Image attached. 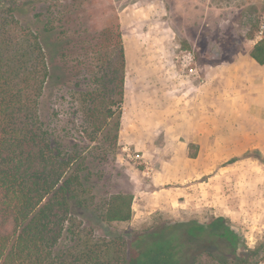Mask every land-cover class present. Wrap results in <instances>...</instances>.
<instances>
[{
    "label": "rangeland",
    "instance_id": "obj_1",
    "mask_svg": "<svg viewBox=\"0 0 264 264\" xmlns=\"http://www.w3.org/2000/svg\"><path fill=\"white\" fill-rule=\"evenodd\" d=\"M47 1L57 12L54 37L85 42L75 43L84 50L67 51L63 59L57 56L40 105L45 127L61 135L65 129L70 144L81 141L98 151L106 137L104 146L112 151L108 162L96 164L102 175L97 189L102 194H133V214L127 222H103L94 209L102 210L98 195L89 207L74 208L69 222L77 235H67L63 245L117 235L127 237L130 245L132 235L175 221L205 223L217 215L229 220L249 248L260 246L253 264H264V124L259 108L252 102L249 107L218 101L214 108L196 109L179 98L183 83H206L202 69L207 64L229 60L254 45L260 31L264 33V0ZM117 21L125 53L120 126L116 139L113 119L90 142L92 126L79 113L78 91L95 87L97 93L109 95V56L102 63V48L95 46L103 29L100 22ZM252 23L258 32L246 39ZM77 60L82 64L73 68ZM67 74L79 85L71 86ZM57 75L67 83H59ZM198 133L203 135L199 143L192 138ZM197 151L200 156L191 158ZM232 157L238 159L227 163Z\"/></svg>",
    "mask_w": 264,
    "mask_h": 264
},
{
    "label": "trees",
    "instance_id": "obj_2",
    "mask_svg": "<svg viewBox=\"0 0 264 264\" xmlns=\"http://www.w3.org/2000/svg\"><path fill=\"white\" fill-rule=\"evenodd\" d=\"M53 5L47 0H0V264H253L260 246L249 248L229 220L217 215H210L205 223L175 221L132 235L130 245L124 235L84 238L63 245L67 235H77L69 222L74 208L89 207L98 195L102 210L94 209L103 222H127L133 214V194H102L100 187L97 189L102 175L96 164L108 162L112 151L111 146H104L106 137L98 151L81 141L70 144L65 140L69 135L65 129L61 135L45 127L40 105L52 70L59 63L57 56L63 59L67 51L84 50L75 43L85 42L54 37L57 12ZM100 24L103 29L95 47L106 50L101 49L102 63L109 56L111 68L106 76L110 78L105 81L110 85L109 95L88 87L78 91L77 99L79 113L86 125L92 126L87 138L90 142L113 119L111 130L113 139L117 138L124 93L120 24ZM257 32L258 26L252 23L246 39H254ZM249 53L264 64V33ZM81 64L77 60L73 68ZM64 65L70 70L67 61ZM68 74L70 85H79L78 80L72 83L73 75ZM57 77L59 83L60 79L67 83ZM88 82L92 84L89 78ZM78 136L84 137L83 133ZM261 161L264 163V158Z\"/></svg>",
    "mask_w": 264,
    "mask_h": 264
},
{
    "label": "crops",
    "instance_id": "obj_3",
    "mask_svg": "<svg viewBox=\"0 0 264 264\" xmlns=\"http://www.w3.org/2000/svg\"><path fill=\"white\" fill-rule=\"evenodd\" d=\"M252 46L247 51L236 52L229 60L207 64L202 69L206 83L201 85L183 83L179 98L196 109L203 106L214 108L215 102L218 101L233 102L239 106L245 103L249 107L252 102L254 107L259 108L258 114L264 124V64L257 63L250 56ZM189 79L186 77V80ZM182 81L184 82L183 79ZM192 138L199 143L203 135L198 133ZM199 156L200 151H197L191 158L195 159Z\"/></svg>",
    "mask_w": 264,
    "mask_h": 264
},
{
    "label": "built area",
    "instance_id": "obj_4",
    "mask_svg": "<svg viewBox=\"0 0 264 264\" xmlns=\"http://www.w3.org/2000/svg\"><path fill=\"white\" fill-rule=\"evenodd\" d=\"M260 33L262 34V33H263V31L261 30V31H260Z\"/></svg>",
    "mask_w": 264,
    "mask_h": 264
},
{
    "label": "bare ground",
    "instance_id": "obj_5",
    "mask_svg": "<svg viewBox=\"0 0 264 264\" xmlns=\"http://www.w3.org/2000/svg\"><path fill=\"white\" fill-rule=\"evenodd\" d=\"M139 89V88H138Z\"/></svg>",
    "mask_w": 264,
    "mask_h": 264
}]
</instances>
